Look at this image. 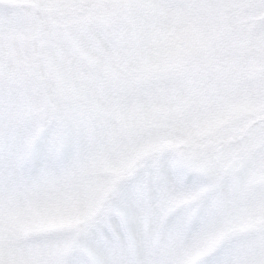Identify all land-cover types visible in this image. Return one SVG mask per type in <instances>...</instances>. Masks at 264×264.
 <instances>
[{
	"label": "snow or ice",
	"instance_id": "6c2138e0",
	"mask_svg": "<svg viewBox=\"0 0 264 264\" xmlns=\"http://www.w3.org/2000/svg\"><path fill=\"white\" fill-rule=\"evenodd\" d=\"M0 264H264V0H0Z\"/></svg>",
	"mask_w": 264,
	"mask_h": 264
}]
</instances>
